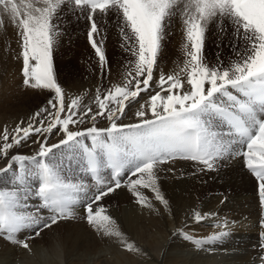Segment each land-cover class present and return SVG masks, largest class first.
Listing matches in <instances>:
<instances>
[{
    "label": "snow or ice",
    "instance_id": "snow-or-ice-1",
    "mask_svg": "<svg viewBox=\"0 0 264 264\" xmlns=\"http://www.w3.org/2000/svg\"><path fill=\"white\" fill-rule=\"evenodd\" d=\"M65 12L90 22L87 38L102 68L108 64L107 27L98 26L97 13L114 17L120 46L131 57L123 82L103 92L97 88L88 103L79 96L68 101L58 82L54 52L63 35ZM0 14L20 30L23 84L54 93L47 107L0 132V158L7 161L0 175L11 171L14 176L12 186L0 187V238L30 250L29 239L74 218L83 204L87 222L99 233L140 253L124 239L103 201L126 187L139 204L152 209V201L141 191L150 189L155 200L169 208L158 180L173 171L161 166L177 160L196 162L203 172L241 157L259 182L264 207V0H0ZM176 17L185 40L183 65L168 74L160 71L157 79L164 42ZM213 26L235 54L227 64L219 54L215 62L205 55ZM142 93L149 99L135 111L134 122H125ZM98 118L108 126H98ZM87 122L91 126L81 127ZM54 135L61 138L50 143ZM33 136L38 147L34 154L16 151ZM62 151L82 158L77 172L68 174L61 167ZM105 170L110 171L107 177ZM33 175L39 181L35 189L28 184ZM30 194L42 208L29 207ZM193 219L199 223L205 214L196 211ZM260 224L264 227V218ZM25 231L33 235L20 239ZM227 235L184 237L199 247Z\"/></svg>",
    "mask_w": 264,
    "mask_h": 264
},
{
    "label": "bare ground",
    "instance_id": "bare-ground-1",
    "mask_svg": "<svg viewBox=\"0 0 264 264\" xmlns=\"http://www.w3.org/2000/svg\"><path fill=\"white\" fill-rule=\"evenodd\" d=\"M169 32L156 71L157 79L160 71L168 74L176 70L183 65L185 58L182 46L179 47L185 42L179 17L173 20ZM210 33L209 43L213 42L214 47L210 49L213 54L205 51L208 61L215 62L218 54L225 64L235 59L228 39L218 33L215 26ZM15 36L10 32L8 41L0 39V132L5 127L13 129L21 121L26 122L37 110L47 107V101L54 96L49 90L33 89L19 83L24 78L21 75L20 40ZM110 53L115 57L112 67L106 75L98 78L78 77L72 75L68 68L57 67L58 82L64 88L68 101L79 96L88 103L94 98L97 88L103 92L123 82L128 70L122 67L123 62L131 57L122 48ZM67 60L56 58L54 61L71 68ZM148 99L149 96L142 93L138 97L139 102L128 110L124 121L134 122L135 111ZM96 123L100 127L108 126L103 118H98ZM86 126H91L90 122L81 127ZM60 138L59 135L50 136L49 142L55 143ZM36 139L33 136L16 151L34 154L38 147L32 141ZM76 158L69 167L70 174L77 172L82 163L81 157ZM6 163L0 158V168ZM161 167L173 169L161 174L158 180L170 201L169 208L156 201L150 189L141 191L152 201V209L139 204L126 187L115 190L103 201L107 214L117 221L124 239L134 243L142 250L140 253L129 252L121 240L99 233L87 222L81 204L77 206L74 218L64 219L51 229L43 230L39 237L29 239L30 250L0 238V264H264V239L261 237L264 227L260 224L264 218V207L259 202V182L246 169L241 157L224 162L214 171L201 172L196 162L185 160ZM109 174V170H105V177ZM13 179L11 171L0 175V187L12 186ZM28 184L35 189L39 181L33 175L28 177ZM30 195L29 207L32 210L42 208L39 199L34 194ZM196 211L205 214V219L199 223L193 219ZM43 214L47 215V210ZM220 232L228 235L199 247L184 237L187 233L206 239ZM32 235L31 231H25L19 238Z\"/></svg>",
    "mask_w": 264,
    "mask_h": 264
},
{
    "label": "rangeland",
    "instance_id": "rangeland-1",
    "mask_svg": "<svg viewBox=\"0 0 264 264\" xmlns=\"http://www.w3.org/2000/svg\"><path fill=\"white\" fill-rule=\"evenodd\" d=\"M76 12L78 13L79 9H77ZM96 15L97 19L100 21L98 26L103 29L106 23L107 27V38L105 41L106 56L108 60L107 66H105L104 68L101 67L98 57L95 55L94 49L91 47L90 42L88 41L87 31L90 28V22L85 19L84 16H80L79 19H77L76 15L65 12L64 18L62 19L60 24V30L62 31L63 35H61L59 43L54 52V60L56 58L58 60L68 59L67 63L71 66V68L54 61L56 73L57 67L61 69L68 68L72 75H76L78 77L82 76L87 78H98L100 76L106 75L107 72L111 69V63L115 57H112V53L110 52L115 49H121V40L117 34L118 30L113 23L114 17L104 18L103 14L99 13H97ZM0 19L3 20V23L0 24L1 41L3 42L5 40L6 42L10 32H14V34L16 35L15 37H17L15 39L20 40V30L13 24L10 18L6 14H0ZM210 32L211 30L207 35L205 51L209 54H213L210 49L212 46L214 47V44L213 42L212 44H210V39H208L209 34H212ZM171 45L173 46L174 44L171 43ZM182 45L183 44H181L179 47H181ZM215 48H217V46H215ZM216 54L217 53H215V55ZM128 60L129 59H126V61ZM122 67L127 68L126 62H123ZM19 83H23V81ZM58 158L60 161H62L61 167L65 170L66 173L70 174L69 167L77 160L76 156H71L66 151H62L58 153Z\"/></svg>",
    "mask_w": 264,
    "mask_h": 264
}]
</instances>
